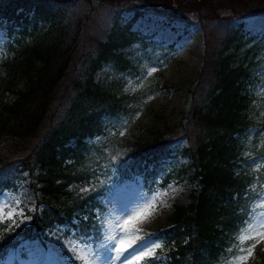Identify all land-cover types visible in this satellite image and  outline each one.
Instances as JSON below:
<instances>
[{
  "label": "trees",
  "instance_id": "obj_1",
  "mask_svg": "<svg viewBox=\"0 0 264 264\" xmlns=\"http://www.w3.org/2000/svg\"><path fill=\"white\" fill-rule=\"evenodd\" d=\"M96 7L113 12L94 30ZM125 7L133 16L120 26ZM144 12L200 30L202 60L189 107L173 133L125 138L108 163L87 161V140L103 134L106 118L127 112L125 97L101 89L93 75L104 63L128 66L121 50L136 39L128 28ZM0 16L22 22L23 33L30 26L34 35L12 40L11 56L0 62V193L26 173L42 205L28 234L67 225L97 247L102 218L94 211L102 210L97 195L109 169L119 179L141 175L153 189L161 163L184 139L181 154L194 188L186 205L173 206L162 232L166 264H219L230 256L226 250L239 243L234 236L249 213L251 183L264 176V167L250 169L264 165V118L257 125L247 113L249 66L232 64L245 45L244 20L264 16V0H0ZM7 94L14 98L3 102ZM251 132L253 164L243 158Z\"/></svg>",
  "mask_w": 264,
  "mask_h": 264
},
{
  "label": "rangeland",
  "instance_id": "obj_2",
  "mask_svg": "<svg viewBox=\"0 0 264 264\" xmlns=\"http://www.w3.org/2000/svg\"><path fill=\"white\" fill-rule=\"evenodd\" d=\"M112 12L110 7H96L91 21L92 29L105 27L109 19L107 15ZM132 16V9L125 7L119 13V25L124 26ZM37 26L40 27L39 24ZM8 28L11 29L10 35ZM23 28L22 22L15 23L0 16V62L11 56L7 47L12 40L28 42L32 39L34 35L31 27L27 26L24 33ZM128 31L136 38L121 50L128 66L121 70L115 63H104L93 75V81L101 89L113 93L116 97H125L127 112L106 118L103 134L87 140V161L100 158L108 163L115 158L111 151L125 138L173 133L190 104V92L201 66L203 52L199 28L182 23H167L160 16L144 12L131 23ZM243 36L245 45L237 51L232 65L238 66L243 62L249 66L251 77L246 88L249 91L250 103L247 113L256 118L255 124L259 125L264 118V95L261 94L264 91V16L246 18ZM150 68H155L156 71L148 75L147 70ZM138 84L142 86L137 87ZM13 98V94H7L2 101L10 102ZM252 134L253 132L249 134L244 144L246 153L253 141ZM185 145L184 139L173 144L174 151L161 163L159 177L153 189L148 187L149 182H145L141 175L119 179L113 169H109V179L97 195L102 210L100 213L94 211L97 217L102 218V240L96 243L97 247L93 246L89 238L78 237L67 225L49 227L36 236L28 234L31 215L34 211L41 213L42 205H36L40 194L33 192L26 173H21L12 188L0 193V206L7 205V208L0 212V246L6 245L0 252V264H82V261L75 259L73 245L82 252H87L89 264H105L103 249L109 243L113 246L112 259L108 264H135L131 255L127 259H116L119 250L126 248L134 240L137 243L143 241L145 244H161L160 248L155 249V256L159 259L141 261L140 264H166L169 248L163 244L162 232L169 227L168 220L173 206L186 205L188 195L194 188L189 159L181 154ZM243 158L246 159L245 163L255 162L249 155H243ZM255 168L256 166H251L250 169L255 173ZM253 184L255 189L251 187ZM262 184L264 176L251 183L252 199L245 221L251 219L250 213L264 212V207H257L264 201V196H261L264 192ZM172 189L176 191L173 192ZM165 191L166 196L163 195ZM155 193H160V196L155 200V210L147 219L134 220L127 234L120 229H114L117 223L123 224L133 215L130 210L144 205L145 200L151 201ZM9 211L15 213L11 219L6 218ZM137 229L139 231H136ZM114 230L119 239L110 242L108 237ZM149 233L153 235L149 236ZM14 239L18 241L12 244ZM77 241L80 243L77 244ZM255 242V239L245 241L242 245L245 248L243 254L246 255L247 247ZM85 244L89 245L87 249ZM152 260L156 262L152 263ZM224 260L219 264H223ZM246 264H264V240L256 244Z\"/></svg>",
  "mask_w": 264,
  "mask_h": 264
},
{
  "label": "snow or ice",
  "instance_id": "obj_3",
  "mask_svg": "<svg viewBox=\"0 0 264 264\" xmlns=\"http://www.w3.org/2000/svg\"><path fill=\"white\" fill-rule=\"evenodd\" d=\"M148 75H151L152 72L156 71L155 68H150L147 70ZM142 86V84H138L137 87ZM135 90V88H133ZM264 95V91L261 93ZM151 99V97H149ZM255 103V102H254ZM123 135V132L120 133ZM244 155L248 156L249 153H245ZM264 165L257 164L255 170L259 171ZM253 189H255V184L251 186ZM262 188H264V184L261 185ZM88 191L87 188H82L81 192ZM173 192L176 191V189H172ZM163 195H167V191L163 193ZM160 193H155L153 195V198L151 201L145 200L144 205L138 206L136 210H130L133 212L132 216H129L128 220L124 221L123 224L117 223L114 226V229H120L125 234L128 232V228L130 224L136 220H145L148 216L152 214V211L155 210V200L159 199ZM261 196H264V192L261 193ZM19 203V202H17ZM166 206V205H164ZM257 207H264V201H261L260 205H257ZM7 208V205L0 206V212H3L4 209ZM143 213V215H141ZM15 213L12 211H9L7 213V219H11ZM127 215V213H125ZM251 219L244 221L243 226L239 229V231L235 234L234 240L238 241L239 243H233L231 247H229L226 251L231 254L228 258H226L223 262V264H246L248 258L252 255L253 249L256 247V244L260 243L261 240H264V212L261 213H250L249 214ZM136 231H139L137 229ZM252 233V234H249ZM149 236L153 235L151 233L148 234ZM256 237H259V239H256ZM116 239H119V237L116 235L115 230L113 231V234L108 237V241L112 242ZM255 239V243L249 245L246 249L247 254L245 253V248L242 247L245 241L253 240ZM80 241H77V244H79ZM112 243H109L104 249V261L105 264H108V261L112 259L111 257V248ZM89 247L88 244H85V249ZM161 244L152 242L151 244H145L143 241L140 243H137V241H132L130 244L127 245L126 248H121L116 256V259H127L129 255H131L134 258L135 264H140L141 261H149L150 259H159L155 256V249L160 248ZM73 251L76 252L75 259L82 261V264H89V255L86 251H81L77 248L76 245H73L72 248Z\"/></svg>",
  "mask_w": 264,
  "mask_h": 264
}]
</instances>
